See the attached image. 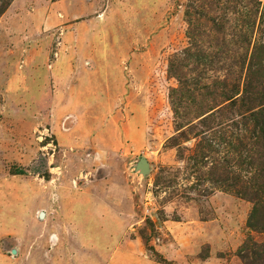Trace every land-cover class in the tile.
I'll return each mask as SVG.
<instances>
[{"label": "rangeland", "instance_id": "1", "mask_svg": "<svg viewBox=\"0 0 264 264\" xmlns=\"http://www.w3.org/2000/svg\"><path fill=\"white\" fill-rule=\"evenodd\" d=\"M259 42L264 0H11L0 264H247L264 236L220 166L255 177L248 133L233 106L201 119L242 96Z\"/></svg>", "mask_w": 264, "mask_h": 264}, {"label": "trees", "instance_id": "2", "mask_svg": "<svg viewBox=\"0 0 264 264\" xmlns=\"http://www.w3.org/2000/svg\"><path fill=\"white\" fill-rule=\"evenodd\" d=\"M10 3L11 0L7 2L0 0V16L4 14ZM206 94L213 95L210 92ZM238 98L231 100L228 107H222L223 110L221 108L210 114L206 113V116L203 115L201 123L207 125L209 119L220 113L222 115L232 106L237 109L238 120L248 133L245 136L251 146L247 151L248 164L254 167L255 177L248 183L244 182L235 172L228 171L225 164H221L220 169L222 168L223 171L220 182L227 184V190L233 191L236 196L253 204L248 227L251 231L264 236V42L255 43L252 47L243 83V94ZM238 141L244 142L240 139ZM235 164L238 165L237 162ZM239 254L247 264H264V240L257 242L249 238Z\"/></svg>", "mask_w": 264, "mask_h": 264}, {"label": "water", "instance_id": "3", "mask_svg": "<svg viewBox=\"0 0 264 264\" xmlns=\"http://www.w3.org/2000/svg\"><path fill=\"white\" fill-rule=\"evenodd\" d=\"M136 170L140 171L143 175H147L150 172V164L146 158H141L136 166ZM42 217L44 214L41 215ZM16 252L14 251V254Z\"/></svg>", "mask_w": 264, "mask_h": 264}]
</instances>
